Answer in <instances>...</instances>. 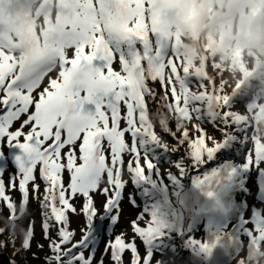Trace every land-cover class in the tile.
Masks as SVG:
<instances>
[{
    "label": "snow or ice",
    "instance_id": "6c2138e0",
    "mask_svg": "<svg viewBox=\"0 0 264 264\" xmlns=\"http://www.w3.org/2000/svg\"><path fill=\"white\" fill-rule=\"evenodd\" d=\"M84 2L86 11L62 35L61 46L28 64L11 55L0 36V210H9V223L0 227L9 240L0 248L15 246L19 226L25 235L15 254L27 260L34 240L28 210L35 201L49 242L43 264H169L157 247L168 225L155 213H137L128 225L131 235L115 232L125 200L137 206L129 183L147 181L161 152L176 162L187 153L197 173L214 159L236 160L243 145L242 167L252 173L248 203L255 204L256 177L264 170V108L249 110L224 94L214 77L170 52L148 15L150 0ZM167 111L174 122L163 115ZM152 112L156 120L148 119ZM176 175L183 179L180 169ZM218 175L213 171L195 186L210 189ZM81 216L76 239L72 219ZM26 218L25 228L20 222ZM241 231L264 243V217ZM219 240L192 238V244L208 255Z\"/></svg>",
    "mask_w": 264,
    "mask_h": 264
},
{
    "label": "rangeland",
    "instance_id": "374dc122",
    "mask_svg": "<svg viewBox=\"0 0 264 264\" xmlns=\"http://www.w3.org/2000/svg\"><path fill=\"white\" fill-rule=\"evenodd\" d=\"M38 5V0H36L29 11L32 24L37 30V34H39L41 30V27L38 25L41 23L43 24L46 14V9L38 7ZM7 7L12 9L13 22L16 23L17 20L20 22L19 18H17V9L11 5L5 6V8ZM64 10L62 12H64ZM42 11L45 12L43 16L40 15ZM0 18L3 19V26H6L9 17L1 15ZM234 19L235 18H233L232 21ZM73 22L74 13L72 10H67L62 23L65 26L64 32L66 30H71ZM176 22L178 23V21ZM174 24L175 20L171 21L169 26L170 31L166 34L169 51L179 53L180 58L184 60V32L178 25ZM263 25L264 21L262 25H259L260 28ZM11 26H13V24H11ZM230 29L233 30L234 35L235 27L232 26ZM0 36H2L5 41L6 50L10 49V54L16 56L18 59H22L23 62L27 59L25 54L27 49H30L28 63L38 54L48 55L43 40L39 42L38 46V41L34 39L31 41V47L29 45V48L25 47L24 50L21 49V46H24L23 43H26L25 34L22 32L21 25L18 27H10L9 25L7 28L0 31ZM202 36L206 39L211 37L215 42L216 25L210 26L208 31H205ZM9 41H11L14 48L10 45ZM231 49L234 50L233 52L237 53L234 57L236 65L231 69L228 67L227 62H225L226 56L228 54L230 56L231 53H227L225 56L215 52L213 57H208V62L205 64L203 62L202 65L197 59H192L193 65H198L200 68L203 67L204 72L202 71V74L213 71V63H221L223 68L217 69L216 75L218 76L214 77V79L217 82V87L221 89L224 94L230 96L237 84H239L241 78H243L239 77L238 73L240 72L241 75L245 74L239 66L242 65V63L243 65L252 66L258 61L261 62L264 60V47H259V50H256L252 47L245 48L240 45V47L233 46ZM207 52L209 51H206V53ZM240 53H243V55H240ZM256 73L257 75L259 73L264 74V64H262V67H260ZM232 77H238L239 80L237 83L231 79ZM245 88L246 90L248 89V87ZM252 93H254V91L249 92L250 95H253ZM261 102L262 101H260L255 108H264ZM252 106L253 104L251 103V105L245 107L249 108ZM152 114L153 112L148 114V119L156 120L157 118L153 117ZM163 114L169 121H175L176 117L174 112L167 111ZM261 115V113H258V116ZM207 130L217 138L220 137V133L213 132L211 126H209ZM157 131L161 132L166 139L171 140V138L159 128H157ZM260 134L264 135V129L261 130ZM156 159L159 167L156 168L153 173H148L147 181H136L135 185L129 183L128 192L135 196L136 199L134 203L137 206L132 207L127 200H125L123 204L124 212L120 224L115 229L117 234L121 231H125L131 235V229L128 225L129 222L135 218L137 213L145 211L153 212L168 225L166 229L168 235L157 247H159L160 251L164 254V258L169 260V264H195V261H198V264H264V243H261V237L249 238L247 240L246 233L241 231L246 225L252 224L254 226L259 218L264 217V170L257 175L255 181L257 184L256 203L249 204L248 197L251 196V189L248 187V183L252 179V173L243 168L242 165L237 166L232 162L222 161L208 174H205L210 175L213 171L219 173L211 182V188L201 189L195 186V182L205 175H193L188 178L186 176V167L184 169L180 168L181 164L187 166V162H192L191 157L187 153L184 159L179 162L174 161L172 156L164 152H161ZM170 164H174V167L171 169H169ZM233 167L236 168V172L230 175L228 170ZM177 169H180L183 175L182 180L178 179L176 175ZM186 181L188 182L187 186H185ZM241 189H243L244 192H241ZM207 190L215 192V196L209 198L206 195ZM12 195L14 199H19L18 192ZM100 201H102V198H98V206ZM205 208H207V210H205ZM28 211V218L34 220V240L32 242L31 251L26 254L27 260L25 261L23 259L24 254L19 256L15 254L25 235L23 230L17 226L14 233V235L18 237L15 246L9 243L7 247L0 248V264H9L10 259H15V264H43L44 259L49 255V242L43 237L39 205L35 201L31 202ZM204 211H206V214H202ZM8 216L9 210L6 207L0 210V227H4L9 223L7 220ZM246 216L247 219H245ZM28 218L20 222L25 228L27 227ZM83 224L84 219L82 216L73 217L71 227L77 230L76 239L80 238L79 229L83 227ZM262 236H264V233H262ZM192 238H194L196 243L201 241L211 243L212 241H216L217 238H220V240L211 254L205 255L199 248L193 247ZM8 240V234L0 235V242H7ZM39 244L44 245L42 251L37 247ZM180 244H183L184 248H182ZM141 252H143V248H141ZM32 253H36L39 259H33Z\"/></svg>",
    "mask_w": 264,
    "mask_h": 264
},
{
    "label": "bare ground",
    "instance_id": "6f19581e",
    "mask_svg": "<svg viewBox=\"0 0 264 264\" xmlns=\"http://www.w3.org/2000/svg\"><path fill=\"white\" fill-rule=\"evenodd\" d=\"M35 1L36 0H3V3L0 4V10H1L0 16L5 15V17L6 16L9 17V19L7 20L8 21V23H6L7 25L5 24L6 26H2V29L7 28L9 25L10 27H18L19 25H21L22 32L23 34H25L26 29H25V21H24L25 19L24 12L27 10L30 11L31 6L33 5V3H35ZM38 4H39L38 7H43L46 9L45 11L46 14L44 11H42L40 14L42 16L45 14L43 24L41 23L38 25L39 27H41V30L39 34H37V30L32 24V18H31L30 27L27 29V31L31 32L32 34L31 41H33L34 39L38 41V46H39V42L43 40V43L46 46V50L49 52V50L52 49L53 46L60 47L62 43V39H61L62 35L70 31V30H66L64 32L65 26L64 24L61 25V22H63L64 20L66 11L72 10V12L74 13V21L79 20L82 18V14L86 11V4L84 0H42V1L38 0ZM10 5L14 6L17 9L18 12L17 18H19L21 24L20 22H18V20L16 23L13 22L12 19L13 15L11 12L12 9L8 7L5 8V6H10ZM228 6L232 7L229 10L230 15L225 14L226 12H228L227 11ZM63 10H64L63 17L61 19H58L59 14ZM147 12L150 17L155 18V20L157 21L156 28L158 32L164 34L165 36L167 32L170 31L169 26L171 24V21L175 20L174 25H178L179 28H181L182 31L184 32V36H185L184 50H183L184 60L188 64H190L193 68L199 69L201 73L203 71V67L200 68L198 65L196 66L193 65L192 59L194 58L197 59V61H199L202 65L203 62L204 64L208 62L207 60L208 57L209 58L213 57L214 55L213 50H216V53H220L225 56L227 55V53H231L230 56L228 54L225 59V62H227L228 67L231 69L233 66L236 65V61L234 57L235 55H237V53L233 52L234 50H232L231 47L233 46L240 47L241 37H244V35H251L250 32L245 31L246 24H248L251 19L256 22L260 31L262 27H264V25L261 26V28L259 26L262 25V22L264 21V0H150V3L148 4ZM218 14L224 15V17H219L214 23H211L210 21L213 19V17ZM233 18H235L236 20L234 19L232 21ZM58 21L60 22L59 34L55 38L51 46L48 47L46 45L48 34L50 36L52 31L55 29V26L57 25ZM176 21H178V23ZM11 24H13V26H11ZM214 24L216 25L215 42L214 39L211 37L206 39L202 36V34L205 31H208L209 27L213 26ZM232 26L235 27L234 35H233V30L230 29L232 28ZM218 37L220 38L219 43H217ZM223 38L225 40L221 41V39ZM229 38L231 39L228 41L226 45V40H228ZM25 41L26 43H23V45L26 48H29V45L31 47L32 42H30V40H28L27 37H25ZM9 43L13 47L11 41H9ZM225 50L226 51L231 50V51L226 52ZM206 51L209 52L206 53ZM25 54L27 56V59H25L24 62L25 64H28L30 49H27ZM240 55H243V53H240ZM213 68L216 70L213 69V71H211L210 73L206 72V74L211 77H217L218 76L216 75L217 69H222L223 65L221 63H213ZM239 68H241V70H243L244 72H249L255 68V65L253 64L252 66L251 65L249 66V65H243L242 63V65H240ZM238 76L242 77L240 72L238 73ZM231 79L235 83H237V81L239 80L238 77H232ZM152 116L156 117V114L153 112Z\"/></svg>",
    "mask_w": 264,
    "mask_h": 264
},
{
    "label": "flooded vegetation",
    "instance_id": "af4514ba",
    "mask_svg": "<svg viewBox=\"0 0 264 264\" xmlns=\"http://www.w3.org/2000/svg\"><path fill=\"white\" fill-rule=\"evenodd\" d=\"M253 83L255 84V82ZM253 83L250 85V88H249L252 91H254V93H252L253 95H251L250 98L246 100H242L245 106L251 105V103L253 104L252 107H249V110L254 109L260 101H262L261 103H262V106L264 107V77H258L257 82H256L257 85L255 84L254 86ZM241 151H243V145L241 146L240 149L236 151V157H237L236 160L233 161V160L214 159L213 162L204 164L197 173L192 169V162L189 161L187 162V166H186V171H187L186 176L189 178L190 176H193V175L208 174L215 166H218L222 161H228L229 163L232 162L233 164L240 166L242 165ZM187 185H188V182L186 181L185 186ZM241 192H244V190L241 189Z\"/></svg>",
    "mask_w": 264,
    "mask_h": 264
},
{
    "label": "water",
    "instance_id": "95a60500",
    "mask_svg": "<svg viewBox=\"0 0 264 264\" xmlns=\"http://www.w3.org/2000/svg\"><path fill=\"white\" fill-rule=\"evenodd\" d=\"M217 41L220 42L219 37L217 38ZM213 51H214L213 53L216 52V50H213ZM262 64H264V60L261 62L258 61L257 63H255V68L253 70H251L249 72H243V73H245L244 75H242L243 78L239 82V85L236 86L234 91L231 93V96L234 97V99H239L242 101V100H246V99L250 98L251 95L249 94V92L252 91L251 89L249 91L250 85L253 82H255V84H256L258 77H264L263 73H259L258 75L256 73L257 70L260 69V67H262ZM248 82L251 84H249ZM255 84L253 83L254 86H255ZM245 87H248L246 92H245Z\"/></svg>",
    "mask_w": 264,
    "mask_h": 264
},
{
    "label": "clouds",
    "instance_id": "9594fccd",
    "mask_svg": "<svg viewBox=\"0 0 264 264\" xmlns=\"http://www.w3.org/2000/svg\"><path fill=\"white\" fill-rule=\"evenodd\" d=\"M245 31L250 32L251 35L241 37L242 47H252L256 50H259V47H264V32L259 30V27L254 20L250 19V22L246 24ZM227 43L228 41L226 40V44Z\"/></svg>",
    "mask_w": 264,
    "mask_h": 264
},
{
    "label": "trees",
    "instance_id": "16d2710c",
    "mask_svg": "<svg viewBox=\"0 0 264 264\" xmlns=\"http://www.w3.org/2000/svg\"><path fill=\"white\" fill-rule=\"evenodd\" d=\"M206 206V205H205ZM205 210H207V208H205ZM202 214H206V211L202 212ZM210 217V216H209ZM181 247L184 248V245L183 244H180ZM6 259H7V256H6ZM196 259V258H195ZM195 264H198V261H195Z\"/></svg>",
    "mask_w": 264,
    "mask_h": 264
}]
</instances>
